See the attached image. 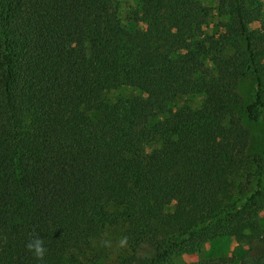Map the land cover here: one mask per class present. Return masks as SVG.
Returning a JSON list of instances; mask_svg holds the SVG:
<instances>
[{"label":"trees","instance_id":"trees-1","mask_svg":"<svg viewBox=\"0 0 264 264\" xmlns=\"http://www.w3.org/2000/svg\"><path fill=\"white\" fill-rule=\"evenodd\" d=\"M133 1L0 0V264H174L259 215L264 0Z\"/></svg>","mask_w":264,"mask_h":264},{"label":"rangeland","instance_id":"rangeland-1","mask_svg":"<svg viewBox=\"0 0 264 264\" xmlns=\"http://www.w3.org/2000/svg\"><path fill=\"white\" fill-rule=\"evenodd\" d=\"M210 11L218 13L215 10L217 0H202ZM134 4L133 0H122V15L128 14L130 5ZM213 20H218V17H214ZM259 22H254L250 25L253 31L259 27ZM255 89V83L253 78L247 76L240 82V90L243 93L245 102H249L253 99ZM203 97L196 96L190 97L183 102L191 106H199ZM244 124L250 129V143L248 147V155L250 159H257L256 156H260L264 159V114L258 121H250L246 118L242 110H240ZM259 168L257 164H253L248 174L250 173L253 188L256 183ZM245 182L246 175H244ZM259 205V215L252 218L250 222L242 220L239 224L234 222H227L229 226L218 231L215 237L206 239L197 244L195 248L190 250H183L174 254L171 258L174 264H190L199 261H229V264H239L241 257L245 251L250 247V241L258 239L259 235L264 232V195L260 193L257 196ZM251 221H256L255 226H251ZM248 223V225H247ZM250 223V224H249ZM114 255L109 256L107 259ZM105 259V260H107ZM104 262V260H103ZM231 262V263H230Z\"/></svg>","mask_w":264,"mask_h":264},{"label":"clouds","instance_id":"clouds-1","mask_svg":"<svg viewBox=\"0 0 264 264\" xmlns=\"http://www.w3.org/2000/svg\"><path fill=\"white\" fill-rule=\"evenodd\" d=\"M28 248L30 251H34V254L38 259H42L44 257L46 249L44 248L43 241L41 239L37 238L33 242L29 243Z\"/></svg>","mask_w":264,"mask_h":264}]
</instances>
